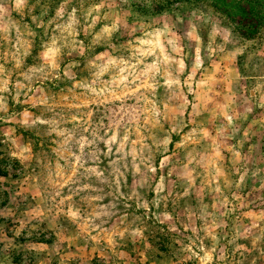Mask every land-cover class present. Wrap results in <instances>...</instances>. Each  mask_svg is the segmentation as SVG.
Masks as SVG:
<instances>
[{"label": "clouds", "instance_id": "1", "mask_svg": "<svg viewBox=\"0 0 264 264\" xmlns=\"http://www.w3.org/2000/svg\"><path fill=\"white\" fill-rule=\"evenodd\" d=\"M0 264H264V0H0Z\"/></svg>", "mask_w": 264, "mask_h": 264}]
</instances>
